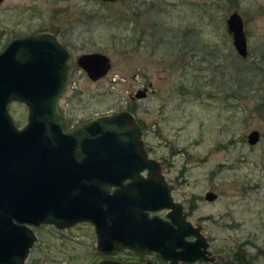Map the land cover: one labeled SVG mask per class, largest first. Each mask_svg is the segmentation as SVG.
<instances>
[{
  "label": "rangeland",
  "instance_id": "obj_1",
  "mask_svg": "<svg viewBox=\"0 0 264 264\" xmlns=\"http://www.w3.org/2000/svg\"><path fill=\"white\" fill-rule=\"evenodd\" d=\"M233 11L244 22L243 59L258 67L247 68L256 76L251 86L238 79L241 57L226 23ZM35 30L55 32L74 59L90 52L110 58V70L98 80L72 67L60 101L64 115L78 124L132 112L173 199L193 210L190 219L203 225L221 262L238 252L264 264V0L0 3V52L14 36ZM143 88L146 96L136 98ZM10 112L15 122L25 121L24 105L12 104ZM253 130L259 138L250 144ZM210 191L211 201L205 199ZM33 230L24 264H93L101 255L92 224Z\"/></svg>",
  "mask_w": 264,
  "mask_h": 264
},
{
  "label": "water",
  "instance_id": "obj_2",
  "mask_svg": "<svg viewBox=\"0 0 264 264\" xmlns=\"http://www.w3.org/2000/svg\"><path fill=\"white\" fill-rule=\"evenodd\" d=\"M226 23L236 52L247 57L242 17L233 11ZM76 64L91 80L111 68L110 58L101 52L83 53ZM72 65V54L50 32L15 38L0 52V264H24L36 240L32 227L63 229L78 222L94 224L103 254L129 248L157 251L165 258L200 257L184 240L191 225L181 204L173 201L159 162L149 157L132 112L118 111L66 129L59 100ZM146 93L147 88L139 89L135 97ZM12 102L29 111L20 130L8 111ZM258 138L253 130L248 142ZM205 198L214 200L216 194L207 192ZM160 208H172L168 217L178 228L144 212ZM178 247L182 251L176 252Z\"/></svg>",
  "mask_w": 264,
  "mask_h": 264
},
{
  "label": "flooded vegetation",
  "instance_id": "obj_3",
  "mask_svg": "<svg viewBox=\"0 0 264 264\" xmlns=\"http://www.w3.org/2000/svg\"><path fill=\"white\" fill-rule=\"evenodd\" d=\"M36 32H50L48 30H35V31H32L31 33H28V34H21V35H17V36H14L13 38H11V40L9 41V43L15 39V38H23V37H28ZM52 34H54L56 37H57V34L55 32H50ZM58 39V37H57ZM58 41L64 45L59 39ZM8 43V44H9ZM7 44V45H8ZM6 45V46H7ZM5 46V48H6ZM65 46V45H64ZM66 48H68L67 46H65ZM4 48V49H5ZM3 49V50H4ZM2 50V51H3ZM69 50V49H68ZM70 51V50H69ZM71 53V51H70ZM72 54V53H71ZM72 57H73V54H72ZM78 57V56H77ZM76 57V58H77ZM76 58L74 59L73 57V65H77L76 64ZM78 66V65H77ZM72 67L70 69V73H69V79H68V83L70 81V74H71V71H72ZM79 67V66H78ZM80 68V67H79ZM81 69V68H80ZM84 72V71H83ZM85 73V72H84ZM86 74V73H85ZM87 75V74H86ZM88 77V76H87ZM89 78V77H88ZM90 79V78H89ZM91 80V79H90ZM62 97L60 98L59 100V110L60 112L63 114L65 120H66V129L68 130H74L76 129L77 127L83 125L85 122H87L88 120L90 119H93V118H96V117H99V116H102V115H97V116H93V117H89L85 120H83L81 123H78V124H73L65 115L64 113L61 111L60 109V101H61ZM22 104L25 106L26 108V113L25 115L22 116L23 120H25L23 123H17L15 122L16 120L13 118L11 112H10V107L12 106V104ZM8 111H9V114L12 118V121L14 123V125L16 126L17 129H22L26 126L27 124V121H28V116H29V111H28V108L25 104L21 103V102H12L10 105H9V108H8ZM146 149V147H145ZM148 154H149V151L148 149H146ZM150 157V156H149ZM158 161V160H157ZM159 162V161H158ZM159 165H160V172L162 173L161 169H162V165L161 163L159 162ZM147 174V171H144L143 172V175L146 176ZM163 175V174H162ZM164 176V175H163ZM164 180L166 181V183L168 184L169 186V189H170V194L172 196V186L171 184L165 179L164 177ZM130 180L127 179V180H124V184L128 183ZM116 187L113 186L111 188V191H113ZM173 199V197H172ZM206 199V198H205ZM174 202H178L176 200L173 199ZM181 204V213H182V216H184V219L186 222L190 223V229L187 230V231H190V232H187L185 235H184V240L186 242H188V244H190L191 248H195L197 249V251L201 252L202 255L200 257H196V258H191L189 259L187 256H182V255H174L173 258L170 257V258H165V257H162L157 251H151V250H146V251H134L132 249H121V250H113L111 253H108V254H103L101 253L100 251H98L101 255L95 257V259L93 260V264H97V263H100V262H104V261H115V262H118V263H125V262H138L140 264H240L239 261L236 259V257L233 256L232 258V261L231 260H220V257H219V251L213 249V246H212V242H211V239L210 237L205 233V230H204V227L203 225L200 223V222H193L191 219H190V215L193 213V210H190L189 212L186 211L185 207H184V204L182 202H178ZM147 216L149 218H153V217H157V218H160L164 221H168L170 222L174 228H178L177 225L173 224L171 219L168 217V215L172 212V208H160L158 210H145L144 211ZM79 223H89V224H92L93 227H94V230H95V226L93 223L91 222H78L76 224H79ZM76 224H73L69 227H73L74 225ZM54 227H56L55 225H53ZM67 227V228H69ZM57 228V227H56ZM59 229V228H57ZM65 229V228H63ZM96 233V231H95ZM97 237V235H96ZM200 238H201V241H200ZM202 242L204 243V245H202ZM201 243V244H200ZM98 250V249H97ZM177 251H182V247H178L176 249V252ZM115 253V254H114ZM116 253H121V254H116ZM224 259V258H223Z\"/></svg>",
  "mask_w": 264,
  "mask_h": 264
},
{
  "label": "trees",
  "instance_id": "obj_4",
  "mask_svg": "<svg viewBox=\"0 0 264 264\" xmlns=\"http://www.w3.org/2000/svg\"><path fill=\"white\" fill-rule=\"evenodd\" d=\"M134 21H136V19ZM263 57H264V54H263ZM248 67H250L251 70L254 68H258V67H255V65H251L250 63H247V61H245L242 57L241 59L236 61V68L238 72L239 82H242V80H245L247 82V85L251 86L256 76L254 75V73H251V74L248 73L249 72V70L247 69ZM243 75L246 76L245 79H243ZM250 91H251L250 89H247L245 91L246 92L245 96H249ZM258 105L260 104L258 103ZM233 256L236 257V259L239 261L240 264H252V261L244 254H238V252H235Z\"/></svg>",
  "mask_w": 264,
  "mask_h": 264
}]
</instances>
